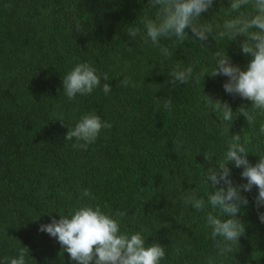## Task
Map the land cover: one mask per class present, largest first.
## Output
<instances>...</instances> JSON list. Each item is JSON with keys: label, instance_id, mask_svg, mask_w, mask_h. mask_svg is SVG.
Here are the masks:
<instances>
[{"label": "trees", "instance_id": "16d2710c", "mask_svg": "<svg viewBox=\"0 0 264 264\" xmlns=\"http://www.w3.org/2000/svg\"><path fill=\"white\" fill-rule=\"evenodd\" d=\"M230 0H215L202 14L214 23L227 18ZM148 0H0V264L28 247L27 264H77L56 238L41 232L42 224L60 219L81 204H99L113 215L127 211L121 221L130 233L143 231L147 243L167 247L162 264H208L218 255L205 226L211 186L209 168L223 160L231 135L247 133L250 151L264 154L259 122L250 127L235 114L230 132L220 134L221 115L206 105V95L227 102L234 113L252 102L226 93L228 77L206 76L200 83L173 87L168 74L189 65L210 74L217 48L246 70L252 59L241 50L240 36L230 43L196 40L190 31L183 44L161 40L173 53L161 54L151 42L127 36L128 27L154 17ZM223 7V8H222ZM204 46H203V45ZM108 73L112 91L101 87L69 100L63 77L79 63ZM125 76L136 87H119ZM171 97L172 108L161 101ZM95 112L111 122L87 150L66 141L68 126ZM63 118V122L59 119ZM183 143L177 151L175 145ZM212 160L205 158L204 153ZM251 164L259 156L248 155ZM234 185L246 184L243 168L230 162ZM84 189L92 196L82 197ZM195 190L206 202L198 212L184 207L181 197ZM249 204L241 208L246 233L236 253L218 264H264V223L255 198L258 189L243 192ZM52 212L51 215L48 213ZM60 213V214H59Z\"/></svg>", "mask_w": 264, "mask_h": 264}, {"label": "clouds", "instance_id": "9594fccd", "mask_svg": "<svg viewBox=\"0 0 264 264\" xmlns=\"http://www.w3.org/2000/svg\"><path fill=\"white\" fill-rule=\"evenodd\" d=\"M215 0H148L147 6L155 10V15L149 18L144 15L140 19L141 26L128 27L127 36L130 40L137 37L144 43L151 42L153 47L159 48L165 57L172 56L169 47L162 45L161 40L171 41L173 45L183 44L190 29L192 36L198 41H207L212 37L216 46L220 41H236L244 36L241 50L250 55L247 69L242 70L239 65L232 63L228 53L218 50L214 53L215 68L211 73L204 68L199 72L192 65L185 68L173 69L168 74L173 87L179 82L199 84L206 76L228 77L223 85L226 93L239 95L252 102L251 108L241 106L236 113L227 102L213 100L206 96V105L215 112L221 113L218 119L220 134L230 132L235 114L245 117L247 124L255 128L259 122L258 135H264V0H230L222 22L214 23L203 20L202 14L213 7ZM223 8V7H222ZM203 45V44H202ZM204 46V45H203ZM103 81L109 80L108 73H100L91 63L76 64L63 77V92L67 98L75 100L77 95H90L101 87ZM119 87H136L132 77L125 76L119 81ZM102 90L105 94L112 91L109 83L103 82ZM166 110L172 108V98L161 101ZM63 122V118L59 119ZM231 125V127H229ZM66 141H75L73 148L87 150L94 144L102 130H110L111 122L104 120L95 112H89L80 117L74 126H68ZM251 139L247 133L231 135L227 143V151L223 160L209 168L207 181L211 191L207 193V204L212 211L205 213V226L210 227L212 238L218 255L208 260V264H218L222 258L230 253H236L240 246V238L245 235L246 227L240 219L241 208L249 204L243 192H251L255 186L258 196L255 198L257 210L264 207V154L250 151L248 145ZM179 151L183 143L175 145ZM259 156V161L253 165L248 159L249 153ZM204 156L211 161L212 157L205 152ZM243 168L241 177L247 180L246 184L234 185L231 177L232 169ZM82 197H90L89 189H84ZM184 207H191L201 212L206 209V202L195 190H191L181 197ZM52 212L48 214L51 215ZM60 214V213H59ZM128 215L127 211H117L114 215L105 212L101 205L81 204L70 210L67 215L60 214V219L52 217L51 223L42 224L41 232H46L56 238L64 252H67L77 264H162L167 258V247L158 242L147 243L148 237L143 231L130 233L122 228V219ZM259 219L264 223V212L259 213ZM28 247L18 249L14 257H4L2 264H27Z\"/></svg>", "mask_w": 264, "mask_h": 264}]
</instances>
